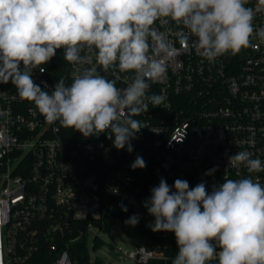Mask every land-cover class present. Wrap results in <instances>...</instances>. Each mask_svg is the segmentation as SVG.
Here are the masks:
<instances>
[{
  "label": "built area",
  "instance_id": "obj_1",
  "mask_svg": "<svg viewBox=\"0 0 264 264\" xmlns=\"http://www.w3.org/2000/svg\"><path fill=\"white\" fill-rule=\"evenodd\" d=\"M245 6L255 13L254 29L264 26V3L247 0ZM154 27L181 51L167 61L166 79L152 83L151 92L164 94L165 104L149 105L147 113L135 117L149 127L131 141L132 152L117 150L114 136L109 139L106 133L86 138L58 122L48 123L33 102L19 98L11 82L0 83V264H78L73 250L84 235L78 223L87 222L88 236L93 226L100 229L107 220L111 225L119 219L126 233L129 218L115 216V200L130 199L161 178L204 182L209 193L225 178L251 176L264 184V171L249 173L229 163L239 151L264 161V42L254 35L256 48L209 63L194 49L181 48L175 24L157 21ZM57 58L67 65L63 75L52 71L51 60L32 72L34 83L49 93L60 77L72 82L63 49ZM97 71L109 79L119 77L116 86L126 87L118 70L105 72L97 65ZM138 155L146 167L133 170ZM134 212L141 217L142 205ZM171 247L133 243V249L120 250L134 264H171L177 244ZM92 248L97 249L94 242ZM97 260L89 254L84 264Z\"/></svg>",
  "mask_w": 264,
  "mask_h": 264
},
{
  "label": "clouds",
  "instance_id": "obj_2",
  "mask_svg": "<svg viewBox=\"0 0 264 264\" xmlns=\"http://www.w3.org/2000/svg\"><path fill=\"white\" fill-rule=\"evenodd\" d=\"M246 3L0 0V83L11 82L19 98L33 102L48 123L58 122L86 138L106 133L109 139L114 136L117 150L132 152L131 141L149 127L135 117L147 113L149 105L165 104L164 94L151 92L152 83L166 79L167 61L181 51L154 24H175L181 48L194 49L212 63L242 48H256L254 35L264 42V26L254 29L255 13ZM57 49L64 50L72 82L60 77L49 93L34 83L32 72ZM97 65L124 74L126 87L118 88L119 77L101 75ZM229 163L243 165L249 173L264 171V161L248 151L230 156ZM145 167L139 155L131 165L133 170ZM144 206L155 218L154 232L175 234L177 253L171 264H264V184L258 178H225L210 193L204 182L190 188L186 180L169 186L161 178ZM138 222L137 215L125 221L133 227Z\"/></svg>",
  "mask_w": 264,
  "mask_h": 264
},
{
  "label": "trees",
  "instance_id": "obj_3",
  "mask_svg": "<svg viewBox=\"0 0 264 264\" xmlns=\"http://www.w3.org/2000/svg\"><path fill=\"white\" fill-rule=\"evenodd\" d=\"M58 49L56 50L55 56L50 61V67L52 71L57 75H63L67 71V65L65 63H59L57 58ZM66 68V70H65ZM59 80V79H58ZM56 83L58 82L57 79L55 80ZM189 183L190 188H194L198 183L195 180L187 181ZM169 186H174L173 182H167ZM159 183L156 182H149L146 187L139 193L138 195L130 198V199H116L115 200V209L114 213L115 216L119 218H129L135 215V207L139 203L142 205L144 209V213L141 217H139V222L134 227L128 225L126 228V233L131 239V241L139 246V245H146L149 248H152L157 245H167L173 246L175 248L176 238L175 235H171V232H168L167 236L160 237L158 234L160 231L154 232L152 230V224L154 223V217H150L147 213V208L144 206L145 202L148 201L151 197V189L153 187L158 186ZM174 190V187H173ZM126 208L127 211L122 210ZM78 226L83 230V238L78 243L77 247L73 250L76 252V258L78 259V264H84L89 259L88 254V245H87V222H80ZM110 223L109 220L105 222L103 226L100 227L101 230L110 231ZM103 241L99 237L94 238V247L98 248L101 247ZM171 247L173 251L174 248ZM177 250H174L173 254H176ZM97 264H104L102 260H97ZM151 264H162L160 261H153Z\"/></svg>",
  "mask_w": 264,
  "mask_h": 264
},
{
  "label": "rangeland",
  "instance_id": "obj_4",
  "mask_svg": "<svg viewBox=\"0 0 264 264\" xmlns=\"http://www.w3.org/2000/svg\"><path fill=\"white\" fill-rule=\"evenodd\" d=\"M96 236L103 241V244L93 250L92 245ZM87 241L91 260L99 259L105 264H134V261L123 255L120 250L133 249V243L126 235L119 219H114L109 232L93 226L89 230Z\"/></svg>",
  "mask_w": 264,
  "mask_h": 264
}]
</instances>
